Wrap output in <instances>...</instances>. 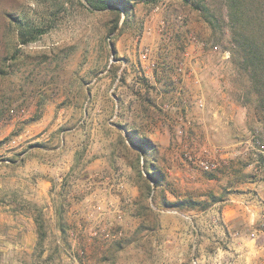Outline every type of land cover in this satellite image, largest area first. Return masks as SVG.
Masks as SVG:
<instances>
[{
  "label": "rangeland",
  "instance_id": "1",
  "mask_svg": "<svg viewBox=\"0 0 264 264\" xmlns=\"http://www.w3.org/2000/svg\"><path fill=\"white\" fill-rule=\"evenodd\" d=\"M132 2L124 24L0 0V264H264V104L225 0H206L223 31ZM28 27L47 32L22 44Z\"/></svg>",
  "mask_w": 264,
  "mask_h": 264
},
{
  "label": "trees",
  "instance_id": "2",
  "mask_svg": "<svg viewBox=\"0 0 264 264\" xmlns=\"http://www.w3.org/2000/svg\"><path fill=\"white\" fill-rule=\"evenodd\" d=\"M151 1V0H150ZM157 1V0H154ZM186 4H191L195 9L202 10L214 29L223 31L224 18L212 9L206 0H182ZM94 10H106L112 8L119 14L125 13L124 24L130 19V14L134 11L135 5L132 0H88ZM228 8V28L232 37V42L236 48L233 53L240 58V65L246 70L251 83L258 89L259 103L264 104V3L254 2V0H225ZM120 18L117 19V27ZM217 31V30H216ZM47 32V28L38 30L26 28L21 32V43L34 42L41 35ZM224 33V32H223ZM222 33V34H223ZM144 152L152 147L150 139L139 138L136 141ZM159 182L158 177H153ZM172 205V204H170ZM63 229V228H62Z\"/></svg>",
  "mask_w": 264,
  "mask_h": 264
},
{
  "label": "crops",
  "instance_id": "3",
  "mask_svg": "<svg viewBox=\"0 0 264 264\" xmlns=\"http://www.w3.org/2000/svg\"><path fill=\"white\" fill-rule=\"evenodd\" d=\"M252 210H253V214H252V218L254 219V218H256V216H257V214L260 212V208H257V206L255 205V206H252ZM263 209V208H262ZM229 213H231V210L229 211Z\"/></svg>",
  "mask_w": 264,
  "mask_h": 264
},
{
  "label": "built area",
  "instance_id": "4",
  "mask_svg": "<svg viewBox=\"0 0 264 264\" xmlns=\"http://www.w3.org/2000/svg\"><path fill=\"white\" fill-rule=\"evenodd\" d=\"M215 49H217V46L215 47ZM142 57L147 59L148 58V53L147 51H145L143 54H142Z\"/></svg>",
  "mask_w": 264,
  "mask_h": 264
},
{
  "label": "water",
  "instance_id": "5",
  "mask_svg": "<svg viewBox=\"0 0 264 264\" xmlns=\"http://www.w3.org/2000/svg\"><path fill=\"white\" fill-rule=\"evenodd\" d=\"M112 46V45H111ZM112 52H113V56H114V54H115V51H114V49H113V46H112Z\"/></svg>",
  "mask_w": 264,
  "mask_h": 264
}]
</instances>
